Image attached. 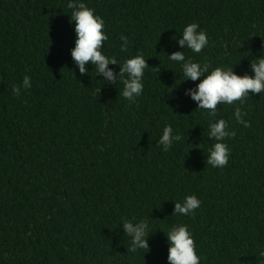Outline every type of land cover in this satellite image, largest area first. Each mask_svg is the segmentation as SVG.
<instances>
[{
  "label": "trees",
  "instance_id": "obj_1",
  "mask_svg": "<svg viewBox=\"0 0 264 264\" xmlns=\"http://www.w3.org/2000/svg\"><path fill=\"white\" fill-rule=\"evenodd\" d=\"M83 2L104 20L106 56L122 64L143 54V93L130 103L123 78L105 84L90 64L78 72L67 0H0V264H167L165 234L177 223L201 264H264V93L243 101L249 127L235 122L233 105L209 117L184 95L199 81H182L166 56L197 23L210 43L186 57L250 75L264 55V0ZM25 75L31 88L13 95ZM220 118L235 135L225 140L227 166L212 168L208 123ZM166 124L182 139L163 151ZM186 195L201 206L178 216ZM144 218L149 251L130 252L120 225Z\"/></svg>",
  "mask_w": 264,
  "mask_h": 264
},
{
  "label": "clouds",
  "instance_id": "obj_2",
  "mask_svg": "<svg viewBox=\"0 0 264 264\" xmlns=\"http://www.w3.org/2000/svg\"><path fill=\"white\" fill-rule=\"evenodd\" d=\"M67 10L70 12L69 21L74 32V46L70 49V57L75 68L81 75L89 73L87 65L95 68V77H100L105 84L116 85L123 78L121 96L130 103L135 102L143 93V77L149 68L143 54H137L123 60L122 64L114 56H106L103 52L104 42L108 35L104 31V20L89 8L83 0H67ZM121 48L130 46L128 37L121 35ZM182 51H174L166 55L167 59L180 66L182 81H199L193 87L185 89L184 95L196 103L197 108L206 110L209 117L217 116V106L233 105L232 116L237 124L249 127V122L243 117V101L252 94L264 93V55L259 54L250 61L251 74L237 75L232 67H215L209 70L207 65L195 62L186 57L184 49L193 54L201 53L210 43L206 30L197 23H189L183 27L177 39ZM109 65H118L119 71H114ZM181 81V82H182ZM180 82V83H181ZM31 78L23 77L22 83L12 86L13 95L19 96L21 89L31 88ZM239 101V106L234 102ZM196 108V109H197ZM235 135L229 130V123L223 118L209 120L208 138L215 142L208 148L206 162L212 168L226 167L229 161L230 148L225 143L226 138ZM182 139L174 132L170 124L162 129L158 144L163 151H168L174 143ZM201 206V201L195 195H186L181 201L174 203V211L178 216H192ZM150 218L138 221L124 220L120 227L123 234L130 238L128 251L137 252L147 249L150 234ZM165 234V232H163ZM167 264H201V257L195 250L194 239L186 224L177 223L166 230Z\"/></svg>",
  "mask_w": 264,
  "mask_h": 264
}]
</instances>
